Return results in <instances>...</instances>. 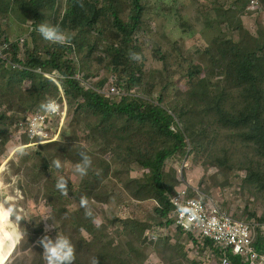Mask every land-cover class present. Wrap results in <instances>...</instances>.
I'll return each mask as SVG.
<instances>
[{
  "label": "trees",
  "instance_id": "16d2710c",
  "mask_svg": "<svg viewBox=\"0 0 264 264\" xmlns=\"http://www.w3.org/2000/svg\"><path fill=\"white\" fill-rule=\"evenodd\" d=\"M57 2L0 0V23L12 20L25 24L30 20L35 27L33 49L26 45L22 51V43L16 42L7 59H0V155L8 142L7 135L9 137L5 120L11 119V113L24 102L33 111L48 97H58L59 83L68 105L67 128L62 130L59 141L38 146L34 164L29 167L36 170L40 179L36 187L22 184L20 189L34 203L47 201L50 204L54 210L51 219L62 235L71 239L76 255L77 250L86 257L92 254L91 260L99 257L98 264H134L130 257L135 255L142 263L140 244H146L144 231L150 228L148 219L131 211L126 220L109 219L121 224L122 229L114 233L128 240V253H124L121 245L112 246L105 227H96L93 218L83 216L80 210L71 212L67 206L80 201L81 196L88 201L96 195L104 202L109 196L121 200L122 188L132 200L130 206L139 207L152 202L158 227H168L173 222L167 218L173 209L170 197L179 179L176 166L172 164L166 170V164L167 161L172 163L183 159L186 154L192 155L195 165L206 159L224 173L225 178L233 168L240 169L242 189L264 205L263 41L237 24L236 36L214 37L200 49L196 58L189 56L179 42L171 47L157 44L152 48L151 56L161 63L163 78L145 81L144 58L137 37L144 24L145 0H65L63 13L54 24L50 12L57 7ZM44 22L59 25L68 36V42L60 45L45 41L36 30ZM175 22L184 33L193 29L179 12L175 13ZM94 32L95 36L90 40ZM2 34L5 31L0 26V37ZM99 49L102 55H97ZM134 54L140 59H133ZM74 57L76 62L72 60ZM14 64L18 67H13ZM91 64L103 65L107 75L97 80ZM174 72L178 75L176 80ZM45 74H55L57 83ZM76 76H81L90 87L85 88ZM91 79H94L92 83L89 82ZM29 81L31 86L23 91L24 84ZM174 82H177L176 92L184 96L182 99L170 98L167 89ZM137 89H142L147 99L135 95ZM153 91L157 92L154 98ZM5 105L7 111L2 110ZM177 120L181 129H177ZM174 121L176 131L170 130ZM222 140L233 142L240 153H233L225 144L217 150L216 145ZM83 141H94L101 149L100 155H94L100 172L90 168L76 187L71 182V169L60 171L69 179V194L63 196L55 187L56 177L51 174V169L55 168L51 161L57 156L60 158L53 149L59 148L66 160L76 164L80 161V152L87 151ZM29 142L31 140L25 133L16 138L17 146ZM105 155L112 156V160L108 162ZM112 167L114 178H110ZM133 170L138 171L139 176L131 177ZM116 179L121 182V187ZM105 180L108 184L102 192ZM200 200L210 210L209 198L203 196ZM246 211L248 219L264 223V214L258 216L248 209ZM32 227L23 223L21 233L25 228L31 231ZM82 230L88 233L89 240ZM74 231L78 236L76 240L72 237ZM44 232L40 224L35 239L30 235L24 240L21 238L22 244L15 248V255H25L31 248L30 264H44L43 248L35 246ZM175 232L182 242L190 237L187 231L176 229ZM50 236L55 238V235ZM166 237L167 234L159 239L157 246L167 250L170 264H197L186 260L180 242L170 245ZM252 246L264 254V235L260 230ZM201 249L196 245L197 253L201 254ZM227 256L229 264H243L237 255L228 252ZM18 264L27 263L19 258ZM74 264H81L77 256Z\"/></svg>",
  "mask_w": 264,
  "mask_h": 264
},
{
  "label": "rangeland",
  "instance_id": "374dc122",
  "mask_svg": "<svg viewBox=\"0 0 264 264\" xmlns=\"http://www.w3.org/2000/svg\"><path fill=\"white\" fill-rule=\"evenodd\" d=\"M145 2L147 3V10L144 15V24L137 32L140 51L144 58L146 71L145 81H152L155 77L158 81L163 78V74H160L161 63L155 61L151 56L152 48L157 44L171 47L173 43L179 42V45L185 50V52L187 51L189 56L196 58L201 51L200 49L208 45L214 37L221 36L223 38H228L236 36L238 33L237 24H240L243 29L253 34L257 40L264 42V3H262L261 0L260 2L262 4L258 0L256 3H251L250 0H244L245 3L239 0H145ZM64 7L65 0H58L57 7L50 12L51 15H53L51 23L55 24L57 17H61ZM177 12H179L186 21L193 25L191 31L184 33L175 22V13ZM30 22L31 21L28 20L25 24H20L12 20H5L0 23V26H2L5 35L8 37L16 38L19 41L24 39L21 45L23 51V48L26 45L33 49L32 33L35 31V27ZM94 36L95 32L90 35V40H92ZM97 55H102L100 49ZM72 60L76 62L77 58L74 57ZM90 67L95 73L97 80L107 75V71L103 65L91 64ZM174 79H178L176 72H174ZM93 80L94 79H91L89 82L92 83ZM176 83L177 82L170 84L167 91L171 94L170 98H176L179 100L184 96L182 93L176 92ZM27 84L28 83L24 84V88H22L23 91L29 88L27 87ZM156 91H153L152 93L153 98L157 94ZM134 94L143 99H147L148 97L142 89H137ZM50 98L53 97H48V99ZM112 98L114 99L115 96H112ZM45 100L41 103L45 102ZM6 107L7 105H5L2 110L7 111ZM30 114H32V109L28 107V103L24 102L21 107L11 113V119L5 120V126L8 127L9 137L7 135L8 142L3 154L0 155V185L6 189V193L12 198V202L17 203L18 211L25 217V219L18 225V231L21 233L23 223L33 225V227L30 228L31 231L25 228L24 235L21 237L23 240L27 235H30L35 239L36 234L39 232L40 224H42L43 229H45L46 223L49 225L52 224L50 219L47 221L41 219L45 215H49L52 218L54 214L53 208L47 201L36 204L32 198H28L22 189H20V185L22 184L25 185V187L29 185L34 187L37 186L36 182L39 181L40 177L37 176L36 170H32L29 166L34 164V155L36 151L39 150L38 146L46 145L33 143L29 146H17L16 138L22 136V133H20L21 124L27 115L29 116ZM181 127L182 125L179 123L177 129H181ZM66 128L67 126L65 124L62 130ZM60 138L61 137L59 136V140ZM83 143L88 154L92 158L91 168L100 172V168L94 160V155H100L101 149L94 143V141H83ZM224 144L229 147L230 151H233V153H240V151H238V146L236 147L233 142H228L226 140L219 142L216 145V149L218 150V148ZM53 152L59 153L60 155V159L63 163L62 171L66 168L71 169V182L77 187L82 178L72 171L75 164L66 160L63 157V152L59 148L53 149ZM107 156L108 155H105L106 158ZM111 160L112 156H108V162ZM172 164L182 172L181 176L178 174L179 180L180 177H182L184 182L188 185L187 193L189 196L199 200L203 196H207L213 202L225 207L229 213H234L236 216L247 218L246 209L250 212H255L258 216L264 214V205L251 197L246 190L242 189L240 181V175L242 172L240 169L233 168L229 172L230 175L225 178V176L222 175L224 173L219 171L212 164H209L206 159H201L199 163L195 165L192 155L188 154H186L183 159L173 161L172 163L167 162L166 170H168ZM113 172L114 168L112 169L110 178H114ZM51 174L57 178L61 173L57 169L52 168ZM138 174L139 172L136 170L130 172L131 177L139 176ZM117 181L118 186L121 187V182L119 180ZM107 184L108 180H105L101 188L102 192L105 191ZM121 190L124 193L121 200H116L113 196H109L108 200H105L104 202L102 197L96 195L88 201L87 208L81 207L79 200L74 201L67 206V208L71 212L80 210L83 216L99 219L101 221L100 227L106 228L108 240L112 241V246L121 245L124 253H128V240L124 237H118L114 233L117 229H122L121 224L111 222L109 219L114 217L121 221L126 220L130 216V211L141 218L148 219L150 228L146 230L154 231L157 240L153 245L146 243V241V244L141 242L140 250L143 260L142 263L138 261L140 257H135V255H131L130 261L131 259H134V264H170L167 250L161 249L160 246H157L158 240L163 238L160 237V234L164 232H159L157 229L158 223L153 215L152 202H145L139 207L130 206L132 200L128 198L122 188ZM87 212H91V215H87ZM57 231L59 234H62L61 230L57 228V230L54 229L49 232L48 235L56 236ZM166 232H168L166 238H168L170 245L178 242L182 245V240L175 230H167ZM82 234L87 240H89L86 235L88 233L85 230H82ZM72 237L75 240L77 239L78 236L75 231L72 234ZM16 238L17 237L14 234V239L16 240ZM21 238L16 240V244H19L18 246L22 244L20 241ZM39 239L40 237L36 242ZM17 245L14 247L13 251L10 252V255L8 254V250H4L3 246V250L0 254H2L4 258L9 255L6 264H18L19 258H21L23 263L30 264L31 258L33 257V250L30 248L26 251L25 255H22L19 252V257L18 254L15 255V248ZM35 246L39 245L35 243ZM20 249L22 250L24 247H20ZM183 252L185 253L184 247ZM76 256L81 264H86L85 261L91 264L92 254H88V257H86L81 251L77 250ZM185 258L188 260L187 257ZM97 260L99 261V257H97Z\"/></svg>",
  "mask_w": 264,
  "mask_h": 264
},
{
  "label": "built area",
  "instance_id": "2783aa9c",
  "mask_svg": "<svg viewBox=\"0 0 264 264\" xmlns=\"http://www.w3.org/2000/svg\"><path fill=\"white\" fill-rule=\"evenodd\" d=\"M250 1L251 3L257 2L256 0ZM23 41L24 39L20 40L21 43ZM12 44L13 41L5 36L0 39V59H7ZM13 67H18V64H14ZM37 71L41 72V69ZM45 76L51 77L56 82L55 74H45ZM77 78L80 79L79 76ZM58 86L62 99L65 101L62 89L59 84ZM83 86L87 84L83 83ZM56 102L60 105L58 100ZM59 115L60 111L58 114H48L43 109L31 114L26 122L30 138L32 140L42 138L41 143L57 139L60 127L56 131L54 121H57ZM174 125L175 121L170 130L176 131ZM187 189L188 185L180 177L176 193L170 198L173 210L167 216L174 222L168 227L158 229L159 232H164L160 234V237L164 236L167 230L180 229L189 232V239L181 244L185 247L187 258L197 264H214L215 262L216 264H229L228 252L238 255L244 264H264V254L252 248V241L257 230L264 233V224L233 217L232 213L223 210L214 202H211L210 210H207L199 200L186 196ZM181 209H187V211L182 212ZM144 236L146 243L157 240L156 234L151 230H147ZM196 245L202 248L201 254L196 252Z\"/></svg>",
  "mask_w": 264,
  "mask_h": 264
},
{
  "label": "clouds",
  "instance_id": "9594fccd",
  "mask_svg": "<svg viewBox=\"0 0 264 264\" xmlns=\"http://www.w3.org/2000/svg\"><path fill=\"white\" fill-rule=\"evenodd\" d=\"M81 6H83V5L81 4ZM36 30L39 32V34L42 36V38L45 41H48V42H51L54 44H60V45H64L68 42V36L60 28L59 25H53V24H50L48 22H44V23L39 24ZM3 36H5L8 40L13 41L12 46L14 44H16V42L21 43L16 38H9L5 34L1 35L0 39ZM132 58L136 59V60L140 59L139 55H135V54L132 56ZM49 79H52V78L49 77ZM80 81L82 82V85H83L84 82L81 80V78H80ZM53 82H55V81H53ZM31 84H32L31 81H29L27 84V87H30ZM84 87L88 88L89 85L87 84V86H84ZM61 89H62V87H61ZM59 91H60V89H59ZM62 92H63V90H62ZM63 95H64V93H63ZM64 99H65V96H64ZM56 100L59 101L60 105L56 102ZM60 106H61V108H60ZM39 109H43L48 114H58L60 111L59 118L57 119V121H54L55 130L57 131L60 127V130L58 133V139H55L51 142L58 141L59 136L61 134V130L65 125V120H66V116H67L68 105H67L66 99H65V101L62 99V94L60 92V95L58 97L46 100L38 108L33 110L32 114L37 112ZM29 116L27 115L25 120L22 122L21 131H20V133L27 134L28 138H30V136H29V133L27 131L26 122H27V118ZM60 124H61V126H60ZM30 140H31V142H29V144L27 146H29L33 143L38 144V143H41L43 141L42 138H36L34 140H32L30 138ZM47 143H50V142H45V143H41V144H47ZM167 162H170V161H167ZM51 166L55 167V169L62 172L63 163H62L61 159L59 158V156H57L55 159H53L51 161ZM91 167H92V158L89 156L87 151H81L80 152V161L73 166L72 171L74 173L78 174L81 178H83V177H86L88 175L89 169ZM178 170L179 169H177V174L180 175V173H181V175H182V172L181 171L178 172ZM179 175H178V179H179ZM178 186L179 185H177L175 187L174 194L176 193V189ZM55 187L60 192L61 195L68 196V194H69V179H68V177L64 174L58 175L56 178ZM193 191H195V190H193ZM186 196L188 198L195 199L193 197H189L188 193L186 194ZM195 200H199V199H195ZM199 201L201 202V200H199ZM209 201H210V203L213 202L211 199H209ZM79 202H80L81 207L87 208L88 199L86 197L81 196ZM220 207L223 210H226L228 212V210L225 207H222V206H220ZM181 211L182 212L187 211V209H181ZM86 214L90 216L91 212H87ZM232 216L237 217L238 219L245 218L247 221H254V222H257L259 224H264V223L258 222L257 220H254V219H248V218L243 217V216H236V215H234V213H232ZM13 218H14V220H13ZM24 219H25V217L18 211L17 205L15 203H13L12 198L7 195L6 189L2 185H0V238H2L6 232H10L11 234H15L17 239L21 238L24 235V233H20L18 231V225ZM49 219H51V217L49 215H45L41 220L47 221ZM51 220L53 221V223L51 225H49L47 223L45 224V229H44L45 234L36 242L39 246H41L43 248L42 259L44 261V264H74L75 259H76V248L73 245L71 239L68 236L59 234L58 231H57V235L55 236V238L48 235V233L51 232L52 230H54V229L57 230V226H56L55 221L53 219H51ZM28 221H30V220H28ZM173 222H174V220H173ZM173 222L170 225H172ZM93 223L96 225V227H100L101 221L99 219H94ZM37 224H39V223H37ZM160 228H163V227H157V229H160ZM173 230H176V229H173ZM258 231H259V229L256 232V236L258 234ZM145 232H144V235H145ZM167 233H165V235ZM262 234L264 235V233H262ZM164 236H161V237H164ZM256 236H254V238H256ZM144 238H145V236H144ZM254 238H253V241H254ZM145 241H146V238H145ZM253 241H252V244H253ZM148 244H150V243H148ZM0 247H2V245H0ZM183 247H184V245H183ZM252 248H253V246H252ZM253 250H255V249H253ZM184 251H185V249H184ZM0 264H4L3 255H0ZM91 264H98V260L96 257H93ZM214 264H216V262Z\"/></svg>",
  "mask_w": 264,
  "mask_h": 264
},
{
  "label": "bare ground",
  "instance_id": "6f19581e",
  "mask_svg": "<svg viewBox=\"0 0 264 264\" xmlns=\"http://www.w3.org/2000/svg\"><path fill=\"white\" fill-rule=\"evenodd\" d=\"M16 240H18V239L16 238ZM16 240L14 239V234H11L10 232H6L3 235V237L0 238V245H2V247H0V253L2 252L3 246H4V250H8V254L10 255V252L14 249V247L16 245ZM0 255H2V254H0ZM9 255L6 256V258H4V264L8 260Z\"/></svg>",
  "mask_w": 264,
  "mask_h": 264
}]
</instances>
